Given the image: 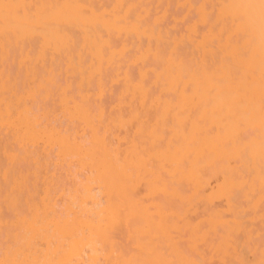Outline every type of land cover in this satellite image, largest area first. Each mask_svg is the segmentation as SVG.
I'll return each mask as SVG.
<instances>
[{
	"label": "bare ground",
	"instance_id": "obj_1",
	"mask_svg": "<svg viewBox=\"0 0 264 264\" xmlns=\"http://www.w3.org/2000/svg\"><path fill=\"white\" fill-rule=\"evenodd\" d=\"M86 248L264 264V0H0V264Z\"/></svg>",
	"mask_w": 264,
	"mask_h": 264
},
{
	"label": "rangeland",
	"instance_id": "obj_2",
	"mask_svg": "<svg viewBox=\"0 0 264 264\" xmlns=\"http://www.w3.org/2000/svg\"><path fill=\"white\" fill-rule=\"evenodd\" d=\"M123 240V239H122ZM125 240V239H124ZM123 242V241H122ZM125 242V241H124ZM88 250V251H87ZM102 251V248H100L99 249V254L97 253V254H94V252L93 251H91V249L90 248H86L85 250H84V255H82L83 257H82V259L80 260V264H105V257H104V253L103 252H101ZM90 252H92V253H90ZM254 252V251H253ZM96 253V252H95ZM246 258H247V260L249 261V263H250V259H251V261H253V259H254V261L253 262H251V264H253L254 262H255V258H254V254L252 253V251L251 252H249V251H246ZM90 254V255H89ZM97 255V258L95 259L96 261H92V259H91V256H96ZM99 256V257H98ZM253 258V259H252ZM84 259V260H83ZM103 259V260H102ZM83 261V262H82ZM92 261V262H91ZM98 261V262H97ZM213 262H215V263H213ZM206 263V262H205ZM205 263H203V264H205ZM221 264V263H218V262H216V261H212V262H208V263H206V264ZM227 264H229V263H227Z\"/></svg>",
	"mask_w": 264,
	"mask_h": 264
}]
</instances>
